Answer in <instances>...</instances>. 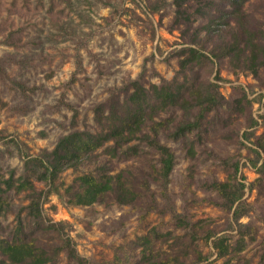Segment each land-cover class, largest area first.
<instances>
[{
	"label": "rangeland",
	"instance_id": "rangeland-1",
	"mask_svg": "<svg viewBox=\"0 0 264 264\" xmlns=\"http://www.w3.org/2000/svg\"><path fill=\"white\" fill-rule=\"evenodd\" d=\"M177 7L176 0H0V176L14 182L0 215V240L35 244L47 253L46 264H203L204 257L209 264L260 263L264 173L258 171L262 160L254 150L264 144V68L252 74L229 57L216 59L210 54L213 44L205 45L207 21L197 13L200 3L184 0L185 16L177 15ZM243 12L255 34L264 35V0H247ZM188 47L207 58L181 70ZM137 79L146 88L186 82L194 86L191 94L216 84L223 106L208 112L186 137L174 132L191 116L178 108L150 111L128 144L138 150H114L110 142L60 173L57 189L31 177L37 191H51L41 199L42 219L29 217L32 189H16L18 179L28 177L27 157L51 151L71 132H98L96 107L113 89ZM115 94L126 97L119 90ZM252 118L258 124L251 125ZM154 130L174 154L166 189L162 156L146 138ZM84 174L120 179L136 199L120 202L115 185L93 204H73ZM215 180L246 185L238 223L208 187ZM173 211L189 227H179ZM18 216L24 219L23 232L16 230ZM212 233L230 236L226 257L217 258ZM240 237L245 244L237 251ZM67 238L81 262L67 254ZM0 260H6L1 253Z\"/></svg>",
	"mask_w": 264,
	"mask_h": 264
},
{
	"label": "trees",
	"instance_id": "trees-1",
	"mask_svg": "<svg viewBox=\"0 0 264 264\" xmlns=\"http://www.w3.org/2000/svg\"><path fill=\"white\" fill-rule=\"evenodd\" d=\"M200 3V9L197 13L202 15L207 21L202 30L205 32L204 41L213 44L210 54L216 59L229 57L237 65L243 66L252 74H256L260 68H264V44L261 37L255 34V30L247 23L246 13L243 12L244 4L247 0H192ZM177 15L185 16L184 9H181L184 0H176ZM189 20V16H186ZM234 23L231 25V23ZM221 43V44H216ZM206 47V46H204ZM188 55L180 61L181 70H184L188 63L199 61V58L206 57L200 50L194 47L184 49ZM220 52V54H218ZM20 85V84H17ZM186 82L174 84L166 82L164 85L153 84L146 88L139 79L133 80L124 89H113L109 99L95 109L96 120L100 130L96 133L87 131H74L63 136L51 151H43L40 155L27 157L25 170L28 177L23 175L18 179V191L32 189L29 194V204L26 207L27 215L33 220H41V199L44 194H49L51 190L45 192L37 191L30 181L33 177L37 182H43L47 185L54 186V182L60 173L69 168H76L99 148L112 142L114 150L126 146L128 151L138 150V146H128L137 134L142 131L145 124L146 116L149 112L159 113L171 109H180L185 112L186 116H191V120L181 123L174 132L176 137H186L188 133L198 128L208 112L223 106V96L220 94L216 84L210 85L204 91L192 93L191 84ZM26 90L25 86H21ZM125 92L126 97L120 100L115 92ZM132 90V91H131ZM131 91V92H130ZM188 93V95H186ZM118 94V93H117ZM107 109V110H105ZM195 114H193V111ZM107 114L105 115V113ZM258 124L252 118L251 125ZM161 123H156L159 127ZM155 127V128H156ZM157 130L153 131V137L150 138V145L155 147L162 156L161 178L162 186L167 188L169 176L173 167L174 154L167 146L160 144L157 140ZM245 139L249 140L248 133H245ZM259 147L254 151L257 153L259 160H262L258 167L259 173H264V144H257ZM193 156V148L190 149ZM190 152V153H191ZM253 166H257V161H252ZM240 171V164H235V174ZM12 180V179H10ZM2 180L0 176V215L8 208L6 194L14 186V182ZM13 181V180H12ZM78 191L72 203L77 205H90L98 201L105 194L114 190L117 185L120 202L129 203L136 199V196L119 180L113 176L105 175L100 178L92 174H84L78 178ZM236 182V177H235ZM219 182L215 180L208 187L217 192L221 198V206L225 211L232 212V217L238 223L243 216L240 208L245 205L243 200L246 185L242 182ZM57 189V188H55ZM238 203L236 207L235 204ZM173 217L179 227H189L190 223L182 215L173 211ZM43 224V221H41ZM17 232H23L24 219L18 216ZM241 225V224H240ZM47 229H51L50 225ZM187 229V228H186ZM212 240L213 248L217 250V258L226 257L231 250L229 244L230 236L223 234ZM209 237V238H210ZM209 238H206L208 240ZM245 244L244 237H240L237 242V251H241ZM70 258L81 262V257L77 254L74 247L70 245V238H67L63 244ZM234 249V248H233ZM236 251V252H237ZM0 253L6 260H0V264H46L49 260L47 253L33 243H28L22 239L16 238L9 242L0 240ZM212 253V252H211ZM208 257L202 258L203 264H209L205 261ZM264 264V249L261 255L260 263Z\"/></svg>",
	"mask_w": 264,
	"mask_h": 264
}]
</instances>
